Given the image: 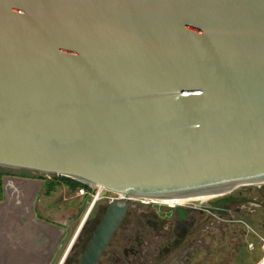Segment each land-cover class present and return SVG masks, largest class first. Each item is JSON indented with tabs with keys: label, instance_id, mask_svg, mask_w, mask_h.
<instances>
[{
	"label": "water",
	"instance_id": "water-1",
	"mask_svg": "<svg viewBox=\"0 0 264 264\" xmlns=\"http://www.w3.org/2000/svg\"><path fill=\"white\" fill-rule=\"evenodd\" d=\"M0 169L119 195L74 264L132 198L264 184V0H0Z\"/></svg>",
	"mask_w": 264,
	"mask_h": 264
},
{
	"label": "rangeland",
	"instance_id": "rangeland-1",
	"mask_svg": "<svg viewBox=\"0 0 264 264\" xmlns=\"http://www.w3.org/2000/svg\"><path fill=\"white\" fill-rule=\"evenodd\" d=\"M4 171L5 174L2 176L3 199L0 200L2 202L0 233H3V236L7 239L10 247L7 250H19L24 263L32 262L34 256L42 258L50 250V239L44 230L48 225L43 222L65 223V235L56 244L54 256L49 263L59 264L80 224L84 219L86 222L94 221L98 217L101 207L106 205L105 200L107 199L101 200L99 198L92 206L94 194L91 191H89L90 194H80V188L71 189L70 185L61 176L54 175L47 178L43 175L22 171L29 176L22 178L7 175L9 170ZM21 179L38 180L44 183L41 187L36 188L37 195L34 200V197L31 198L32 200H26V205L29 208L27 213L24 211L25 207H23V201L26 199L23 200V197L26 196L21 194L26 192V187L21 184ZM242 192V197L264 201V196L261 193L258 194L254 186H250V189ZM114 195L113 192L102 193V196L113 197ZM5 196L6 199L4 200ZM254 203L238 205L243 212L233 213L232 221L215 222L214 225L210 226L208 231L211 234L203 241L197 255L188 260L184 256L175 255V253L166 255L161 251V248H157L150 243L149 245L142 244L143 259H138L136 264H142L143 262L144 264H261L264 259V208ZM203 204L205 203H190L185 207L202 208ZM11 206L18 209V216L16 217H19L21 221H17L15 217H9V221L6 222L7 225L4 226V221L3 224L1 222V216ZM175 207L154 203L152 200L133 199L128 210L129 217L121 226L116 239L112 241L110 251H116L118 256L123 257V248L135 245L132 238L128 242L124 241L126 236H131L138 231L136 223L131 225L130 217H137L142 212H156L158 217L161 218L172 217L164 211ZM5 208L6 211L4 212ZM87 214L88 216L85 218ZM140 240L147 241L148 239L140 237ZM76 243L77 238L74 245ZM34 253L35 255L32 256ZM71 255L72 250L69 252L68 257H71ZM25 256L28 259H25ZM5 264H7V261ZM100 264H126V260L122 258V261H117L116 257L107 260V257L104 256Z\"/></svg>",
	"mask_w": 264,
	"mask_h": 264
},
{
	"label": "flooded vegetation",
	"instance_id": "flooded-vegetation-1",
	"mask_svg": "<svg viewBox=\"0 0 264 264\" xmlns=\"http://www.w3.org/2000/svg\"><path fill=\"white\" fill-rule=\"evenodd\" d=\"M22 178H27V177H22ZM20 182L26 187V192L21 194H25L24 196H26L23 197V200L26 198L25 201H23L24 202L23 207H25L24 211L27 213L29 208L28 205H26V200L27 201L32 200L31 198L33 197L34 200L37 195L36 188L41 187L44 183L38 180L34 181V180H26V179L23 180L21 179ZM85 186L86 185L80 188V190L84 191V194L85 193L90 194L89 191L93 192L91 188ZM250 186L256 187L257 193L258 194L261 193L264 196V184H252L239 189H235L229 194H225L219 197L216 196V198L215 197L211 198L205 204H203V205L207 204V206L205 207L202 206V208L184 206L185 207L184 210L181 211L180 213H178V211L175 208L170 210L166 209L164 213L172 217L161 218L158 217L156 212H142L139 213L137 217L134 218L130 217L131 225L136 223L138 226L137 229L138 231L131 236L130 235L126 236L124 238V241L128 242L132 238L133 242H135V245L133 244L128 248H123V252H122L123 257H120L118 256L116 251L111 252L110 250H111L112 241L116 239L117 234L121 229V226L123 225L124 221L129 217V211H127L120 227L118 228L114 237L111 239L108 247L104 251L102 257L100 258L97 264L101 263L104 256L107 257V260L116 257L117 261H122V258L123 259L125 258L126 264H136V261L138 259H143L144 252L143 249L141 250L142 244L149 245L150 243L156 246L157 248H161V251L164 252V254L166 255L175 253V255L181 257L184 256L186 260H188L192 256L197 255V253L200 251L201 244H203V241L206 238H208L209 235L211 234V232L208 231L210 226L214 225L215 222L225 223L232 221L233 213L243 212L241 210V207H239L238 205H249L255 202L254 203L255 205H259L260 207L264 208V201H257L254 198L242 197V193H243L242 191H246L247 189H250ZM105 192H110V191H105ZM117 197H119V195L115 194L113 197L102 196L100 198L101 200L107 199L105 200V203L107 204L110 201L116 199ZM219 198L228 199V202H226L225 204H220L219 206L208 205L209 201H215ZM5 199L6 196L4 197V200ZM171 206L175 207L176 205L173 204ZM103 208L104 206L101 207L98 217L94 221L86 222L85 219L83 220L71 244L70 249L66 253L64 262L68 260V264L75 263L78 256L80 255L81 249L84 247L89 236L92 234L96 222L102 215ZM17 210L18 209L14 207H9L8 211L5 214H2L1 222L3 224L4 221V226L7 225L6 222L9 221V217L10 218L15 217L17 221L20 220L19 217H16L18 216ZM87 216L88 214L86 215L85 218H87ZM43 223L48 225L44 230L46 231L50 239V250L48 251V254H46L45 256L43 255L42 258H39V256H34L35 258L32 260V262H30L31 264L32 263L49 264L54 256L55 253L54 249L56 244L59 241H61L65 235V227H66L65 223H55V222H50V223L43 222ZM3 235H4L3 233H0V264H5L6 261L7 264H30V263H24V260L21 257L22 254L20 253L19 250L17 249L7 250L10 247L6 237ZM140 237H144L145 239L148 240L141 241ZM76 238H77V243L74 245ZM71 250H72V255L71 257H68V254ZM25 259H28L27 256H25ZM142 264H144V262Z\"/></svg>",
	"mask_w": 264,
	"mask_h": 264
},
{
	"label": "bare ground",
	"instance_id": "bare-ground-1",
	"mask_svg": "<svg viewBox=\"0 0 264 264\" xmlns=\"http://www.w3.org/2000/svg\"><path fill=\"white\" fill-rule=\"evenodd\" d=\"M122 197V195H120ZM216 196H203L193 199H180V200H152L154 203L163 204V205H176V206H186L190 203H206L209 199L214 198ZM134 198H132L133 200ZM139 200H150V199H139ZM261 264H264V259Z\"/></svg>",
	"mask_w": 264,
	"mask_h": 264
},
{
	"label": "trees",
	"instance_id": "trees-1",
	"mask_svg": "<svg viewBox=\"0 0 264 264\" xmlns=\"http://www.w3.org/2000/svg\"><path fill=\"white\" fill-rule=\"evenodd\" d=\"M5 174V171L0 169V200L3 199V189H2V176ZM7 175H12V176H20V177H29L28 175H26V172H15V171H9V173ZM61 178H63V180L66 181V183H68L71 187V189H76V188H81L84 187V185L80 184L79 182H76L70 178H66L61 176ZM86 187V186H85Z\"/></svg>",
	"mask_w": 264,
	"mask_h": 264
},
{
	"label": "built area",
	"instance_id": "built-area-1",
	"mask_svg": "<svg viewBox=\"0 0 264 264\" xmlns=\"http://www.w3.org/2000/svg\"><path fill=\"white\" fill-rule=\"evenodd\" d=\"M44 177L46 176L47 178H50L52 175H43ZM92 193L94 194V203L102 196V193L107 191L105 188L102 186H96L94 189H92ZM80 194H84L83 190H80ZM63 258V257H62Z\"/></svg>",
	"mask_w": 264,
	"mask_h": 264
},
{
	"label": "crops",
	"instance_id": "crops-1",
	"mask_svg": "<svg viewBox=\"0 0 264 264\" xmlns=\"http://www.w3.org/2000/svg\"><path fill=\"white\" fill-rule=\"evenodd\" d=\"M11 205H13V204H11ZM1 206H2V202H0V208H1ZM11 207H13V206H11ZM9 208V207H8ZM1 211V210H0ZM6 211V208H5V210H4V212ZM17 247V246H16ZM35 254V253H34ZM37 254V253H36ZM33 255V254H32Z\"/></svg>",
	"mask_w": 264,
	"mask_h": 264
}]
</instances>
